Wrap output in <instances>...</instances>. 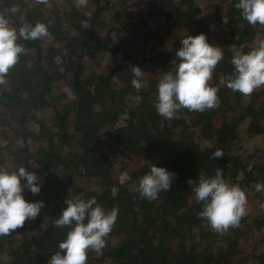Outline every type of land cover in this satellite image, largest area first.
Segmentation results:
<instances>
[{
	"label": "trees",
	"instance_id": "16d2710c",
	"mask_svg": "<svg viewBox=\"0 0 264 264\" xmlns=\"http://www.w3.org/2000/svg\"><path fill=\"white\" fill-rule=\"evenodd\" d=\"M234 3L0 0V15L12 26L40 21L51 33V39L19 41L25 52L0 85V165L34 171L40 192L24 196L44 201L34 220L0 236V264H47L66 232L53 219L76 193L118 208L106 246L89 250L86 264H264V196L254 191L264 182V87L245 96L221 83L232 70V50L254 47L264 26L249 25ZM199 32L223 48L209 81L219 89V104L203 112L181 109L167 120L153 107L156 82L179 40ZM132 65L145 72L147 86L139 92L130 82ZM243 139L256 144L238 151ZM217 148L224 155L211 159ZM153 162L175 177L148 200L135 188ZM216 167L246 193L250 208L223 234L197 215L200 205L187 183L214 175Z\"/></svg>",
	"mask_w": 264,
	"mask_h": 264
},
{
	"label": "clouds",
	"instance_id": "9594fccd",
	"mask_svg": "<svg viewBox=\"0 0 264 264\" xmlns=\"http://www.w3.org/2000/svg\"><path fill=\"white\" fill-rule=\"evenodd\" d=\"M44 3L45 0H36ZM78 5L86 0H76ZM243 20L249 25L264 26V0H235ZM23 20V17H21ZM51 39L48 25L37 21L33 24L12 26L6 16L0 15V85L6 83L9 70L25 52L20 40ZM223 59V48L207 40L206 34H187L179 40L171 66L161 71L156 82L153 107L158 115L171 120L177 118L181 109L203 112L218 106V87L209 83L213 71ZM230 64L232 70L221 78V83L233 92L248 96L264 87V39L254 47L243 46L232 50ZM145 72L136 65L130 66L131 85L139 92L147 86L143 79ZM142 97L136 95L132 101L138 104ZM122 119L127 118L123 113ZM224 155L222 149H214L211 159ZM37 165L34 163L33 167ZM223 169L215 168L214 175H198L191 185L192 198L200 209L197 215L207 222L217 233H226L236 227L247 214V195L236 183L224 179ZM126 176V174H125ZM175 173L162 165L150 163L147 170L138 177L135 191L143 198L154 200L160 192H166ZM41 180L25 165L9 169L0 165V236L9 235L23 227L26 220H34L44 206L43 200H27L24 191L33 196L40 192ZM254 191L264 196V182H256ZM59 215L53 225L66 228L64 238L58 241V250L50 255L47 264H86L89 250L99 253L106 246V237L112 231L118 215V208H105L94 196L85 198L82 193L67 195L63 199ZM264 212V201L259 204Z\"/></svg>",
	"mask_w": 264,
	"mask_h": 264
},
{
	"label": "rangeland",
	"instance_id": "374dc122",
	"mask_svg": "<svg viewBox=\"0 0 264 264\" xmlns=\"http://www.w3.org/2000/svg\"><path fill=\"white\" fill-rule=\"evenodd\" d=\"M144 67H145V64H144ZM146 69L148 70L149 67L147 66ZM255 142H258V140H256ZM255 144L253 143V141L251 139L246 140V141L243 139L242 143L240 144L241 147L238 149V151H241V152L246 151L249 148H253L255 146ZM248 209H250V208H247V211H248Z\"/></svg>",
	"mask_w": 264,
	"mask_h": 264
}]
</instances>
